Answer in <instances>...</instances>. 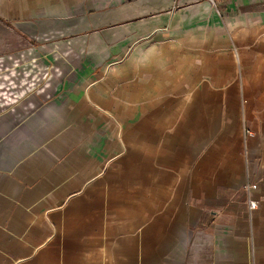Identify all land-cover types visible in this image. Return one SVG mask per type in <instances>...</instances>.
<instances>
[{"label":"crops","instance_id":"1","mask_svg":"<svg viewBox=\"0 0 264 264\" xmlns=\"http://www.w3.org/2000/svg\"><path fill=\"white\" fill-rule=\"evenodd\" d=\"M215 6L0 0L75 65L0 114V264H264V0Z\"/></svg>","mask_w":264,"mask_h":264},{"label":"rangeland","instance_id":"2","mask_svg":"<svg viewBox=\"0 0 264 264\" xmlns=\"http://www.w3.org/2000/svg\"><path fill=\"white\" fill-rule=\"evenodd\" d=\"M206 1L216 5V0ZM42 45L0 19V114L22 117L27 114L29 100L42 102L45 96L52 97L55 84L75 78V65L64 50L57 44ZM30 48L37 51L27 57ZM32 56L37 57V68L27 73V61Z\"/></svg>","mask_w":264,"mask_h":264},{"label":"built area","instance_id":"3","mask_svg":"<svg viewBox=\"0 0 264 264\" xmlns=\"http://www.w3.org/2000/svg\"><path fill=\"white\" fill-rule=\"evenodd\" d=\"M211 2H212V0H210ZM213 3V2H212ZM245 134H248V135H251L252 133L249 131V130H247V129H245ZM256 187V185L254 184V183H246L245 185H243V188L248 192L250 189H253V188H255ZM248 209L249 210H252V209H254L255 207H256V205H257V202L255 201V200H253V199H248Z\"/></svg>","mask_w":264,"mask_h":264}]
</instances>
